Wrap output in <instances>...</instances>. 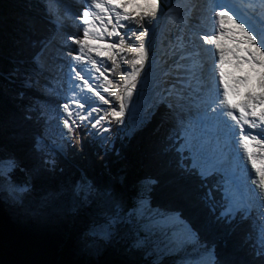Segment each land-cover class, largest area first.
I'll return each instance as SVG.
<instances>
[{
	"label": "snow or ice",
	"instance_id": "6c2138e0",
	"mask_svg": "<svg viewBox=\"0 0 264 264\" xmlns=\"http://www.w3.org/2000/svg\"><path fill=\"white\" fill-rule=\"evenodd\" d=\"M165 7L163 0H82L78 12L71 17L78 23L79 35H68L65 40L72 47L66 53L67 75L72 86L62 97L65 102L57 104L62 138L67 137L65 144H73L80 132L101 138L100 133L106 135L109 131L105 123L110 126L122 122L125 100L131 97L137 77L149 60L145 38ZM207 11L210 13L207 19L213 22L212 31L197 35L196 40L209 46L210 67L205 70L207 57L194 59L186 73L189 79L168 82L160 99L168 109L174 129L173 146L177 147L182 166L205 180L221 177L222 182L215 186L221 201L218 218L230 222L251 217L256 199L264 204V4L261 15L255 18V13L248 15L230 0H209ZM233 12L238 15L234 16ZM55 22L59 23L60 18ZM224 38L231 44H222ZM195 56L199 57V52ZM226 64L244 74L226 73ZM122 66H130L131 71L123 70ZM19 71L15 69L13 74ZM20 74L26 76L25 83L31 79L27 72ZM253 76L258 92L249 87ZM241 87L246 88L242 98L234 99L241 96ZM19 95L24 97L23 92ZM21 110L25 120L36 122H46L44 118L50 111L47 105L37 101L23 104ZM100 112L103 115H98ZM44 145L43 136L34 141L38 165L28 171L17 156L0 148V179L9 184L13 200L20 202L25 194L31 193L32 175L57 170L55 156ZM58 149L62 150V146ZM237 160L250 166L255 192L246 188L242 176L231 171L232 163ZM16 171L25 173V178L14 181ZM155 183V179L146 178L133 208L125 212L110 189L93 185L83 177L73 182L70 186L73 204L93 207L82 237L85 245L95 247L109 242L118 228L126 224L138 234L142 229L150 232L172 220L173 217L164 214H159L158 219L141 213ZM66 194L68 191L61 188L44 193L42 200L59 199ZM260 217L257 241L250 247L254 259L264 264V209H260ZM189 235L195 237L190 229ZM140 243V239L133 241L134 245Z\"/></svg>",
	"mask_w": 264,
	"mask_h": 264
},
{
	"label": "trees",
	"instance_id": "16d2710c",
	"mask_svg": "<svg viewBox=\"0 0 264 264\" xmlns=\"http://www.w3.org/2000/svg\"><path fill=\"white\" fill-rule=\"evenodd\" d=\"M45 5L44 0H0V148L17 156L26 171L38 165L34 141L40 136L45 143L54 140L47 131V116L46 122L25 120L21 110L23 104L43 97L25 87L26 76L20 72L31 74L35 55L52 36ZM15 69L20 71L13 74ZM167 113L163 102L156 104L148 119L128 125L126 134L119 130L110 145L78 133L62 153L51 151L57 170L32 175V191L20 202L0 179V264H174L188 249L159 260L146 232L137 234L126 224L109 242L96 246L98 253L79 254L93 212V207L72 202L70 186L81 177L110 189L125 212L133 208L142 182L155 179L145 206L148 215H176L195 234L196 243L211 251L209 264H260L250 247L257 241L254 216L230 222L218 218L221 201L215 186L221 177L205 180L182 166ZM24 178L25 173H14V181ZM61 188L68 194L42 200L44 193ZM135 239L141 243L134 245Z\"/></svg>",
	"mask_w": 264,
	"mask_h": 264
},
{
	"label": "rangeland",
	"instance_id": "374dc122",
	"mask_svg": "<svg viewBox=\"0 0 264 264\" xmlns=\"http://www.w3.org/2000/svg\"><path fill=\"white\" fill-rule=\"evenodd\" d=\"M44 1H46L47 3V5H45L44 7V12L46 14L49 8H50L48 11V13H50L49 15H52V13L54 14V11H57V15L61 16V12H63L64 14L65 11L68 13L67 16L68 19H70L73 23L77 24L78 26V23H76L74 19L71 18L72 14H75L72 10H68L63 7H58L59 10H56L53 0H44ZM203 11H204V13L202 12L203 16L209 14L206 8H204ZM49 19L51 18L49 17ZM53 26L55 28L53 30L55 31V33L49 38H47L43 47L48 45L53 39L57 38L58 36L63 35V37L66 38L68 35H71L69 32H67L65 28H63V26L59 30H56L55 24ZM198 32L200 31L196 30L194 32H191V34L192 36L193 35L197 36L196 33ZM201 33L206 34L205 32H201ZM74 34L79 35V30L74 31ZM207 34H209V32ZM146 47L150 50L149 60L145 62V68L141 69V74L139 77H137L136 88L133 89V93L131 97H127L125 100V115L122 119V122L120 124L114 123L110 126L107 123H105V127H108L109 131L107 132L106 135L104 133H100V137L103 139L93 137L95 140L100 141L103 145L106 144L110 145L114 141L116 137V133L119 130L122 129V132L126 134L128 133V125L136 124L139 121L148 119L149 113L152 112L154 106L162 102L160 99L163 94L162 89L166 87V84L168 82H174L177 79L188 80L186 75L187 72L185 73L184 70L185 66L178 64L179 60L176 59V63H177L176 65H180V67H176L172 65L175 64L174 62L171 63V61H169L168 63L167 60L164 61L161 58L162 56L158 57L155 52V44L150 39L146 42ZM67 48H68L67 46L60 44L55 49V52H57V54L63 51L65 53L71 52L70 49ZM41 51L37 53V55H35L33 59L36 68L31 70V74L29 73L31 76V80H28V82L25 83L26 78H23V81L25 87H33L35 92H41L43 95H45L40 99H36L37 102L47 105L48 109H50V111H48V114L46 115L48 122L47 131L53 136L54 140L45 143V146L49 151H56V152L61 151L62 153L63 150L66 148L65 141L67 140V137L62 138L61 125L59 124V118L57 117V104H63L65 102L62 97L67 94V88L65 89L63 95L62 93H57L55 90L49 92V88L44 84L43 81L44 78L42 79L41 77H38L40 73H38L37 71L38 66L36 65V61L38 62ZM163 55L166 56L167 53L166 54L163 53ZM51 57H53L54 62L57 60L60 63H64L67 67L68 61H65L66 59L58 56L57 58L54 59L53 55ZM211 62H212V57H210V63ZM164 64L165 65L167 64V66L163 67ZM169 64L170 66L168 67ZM185 65L187 66L186 63ZM122 68L125 71H131L130 66H123ZM32 79L34 80V82L32 81ZM63 80L65 81V87H66V81H67L66 74L65 76H63ZM177 86L179 87L181 85H177ZM42 87L44 89H42ZM48 92L51 93V96L47 95ZM54 95L57 96L54 97ZM98 115H103V112H100ZM168 120L171 122L169 118ZM170 124L172 125V122ZM58 146H62V150H59ZM233 163L236 164L235 167H237V164H239V168L241 167L243 168L242 163L237 161L236 162L234 161ZM248 167L250 168V166ZM233 169L234 167H232L231 165L232 172H234ZM252 175L253 173H251V176ZM250 177H249V186L251 192H255V187L251 184ZM260 209H264V204H261L260 201L256 199L255 203L252 206V212H253L252 216H254V221H255L254 223L256 224V238H257V230L259 228V222L261 219ZM141 213L144 216H149L146 211V208L141 209ZM167 216L173 217V219L166 224H161L154 227L150 232L145 231L147 236L150 238L148 240L146 239L147 243H150V241L152 240L153 243L150 245L151 248L156 251V254L158 256L157 258L160 260L164 256L169 255L171 252H180V250L184 249L185 246H189L186 251H183V254H180V256L174 260V264H209L212 258L211 251L207 249L204 245L202 244L200 245L196 243L195 238L189 235V230L187 229L186 225H184L176 215H167ZM156 217L159 219V216ZM137 219L139 220V216L137 217ZM161 230L162 233H164V235L163 234L159 235V232ZM80 247L81 249L78 251L79 254L84 251L89 252V250H91L90 252L91 254H96L99 252V249L96 246L92 247L93 249H91V247L86 246L85 243H82Z\"/></svg>",
	"mask_w": 264,
	"mask_h": 264
},
{
	"label": "bare ground",
	"instance_id": "6f19581e",
	"mask_svg": "<svg viewBox=\"0 0 264 264\" xmlns=\"http://www.w3.org/2000/svg\"><path fill=\"white\" fill-rule=\"evenodd\" d=\"M53 1H54L53 3H54L56 10H59L58 7H63L65 9L70 10L71 7H74V8L78 7L82 3V0L81 1L80 0H53ZM208 6H209V0H177L175 4L171 7L173 11L171 12L163 11L162 14L158 17V19H156L155 23L150 28V35L147 37L148 40L149 39L152 40L153 43L155 44L156 55L158 57L162 56L161 58L164 61L167 60L168 63L169 61H171V63L174 62L175 64H172L173 66H176L177 64L176 59L179 60L178 64L184 65L186 67V68L184 67L185 73L188 72L189 66L193 64L194 59H201V58L207 57V61L205 64V70H207L208 67H210L211 65L210 57H212V52L208 51L209 46L204 45L202 41H197L196 40L197 36L195 35L192 36V34H188L187 32L180 30L181 26L185 30H188V29L185 28L184 25H181L180 23H178L177 19H178V16L180 18L182 9L183 10L191 9L193 23L197 27L203 29L206 34L208 32L210 33L213 28L212 21H209L208 23V19H207L210 13L207 14L206 16L205 15L203 16V13H204L203 9L204 8L208 9ZM197 9L201 11H198ZM48 11H47V14L49 15L50 13H48ZM65 13L67 12L64 11V14L63 12H61V16H59L57 15V11H54V14L52 13V15H49V17L51 18L49 21L52 24L53 30L55 29L53 26L55 24L56 30H59L63 26V28H65L67 32H69L71 35H75L74 31L79 30V26H77V24L73 23L70 19H68L67 17L68 15L66 16ZM233 15L236 16L234 12H233ZM57 17L60 18L59 23L55 22V19ZM157 20L160 22H157ZM170 31H173V35L177 36L175 40L172 39V36L170 35ZM156 32L160 33L159 39L155 38ZM54 33L55 31H53L52 35ZM201 34L203 35V33L201 32L197 33V35H201ZM65 40L66 38L63 37V35H61L53 39L48 45L44 47L41 46L40 51L41 50L42 51L39 55L38 62L36 61V65L38 66L37 71L38 73H40L38 77H41L42 79L44 78L43 80L44 84L49 88V92L55 90L57 93H62V95L66 89L63 76H65V74L67 73V67L64 63H60L57 60L54 62L53 57L51 56L53 55L54 59L57 58V56L62 57L66 59L65 61H68V56L66 55L64 51L58 54L57 52H55V49L60 44L67 46L70 49V51H72L71 45L65 44ZM222 44H231V41L224 38L222 39ZM197 52H199V57L195 56V53ZM163 53L164 54L167 53L168 56L163 55ZM185 63L187 64V66L185 65ZM166 66L167 64L166 65L164 64L163 67H166ZM169 66L170 64L168 65V67ZM58 68L62 70L58 72L56 70ZM225 71L226 73L229 71H232L234 75L244 74L243 72L235 70L231 66H229ZM66 77H68L67 74H66ZM187 79H189L188 76H187ZM254 85H255V76H253L252 83L249 85V87H253ZM42 89L44 88L42 87ZM245 90L246 88L241 87V98ZM253 90L258 92L259 88L253 87ZM49 92L47 93V95L51 96V93ZM56 96L57 95H54V97ZM237 162H240V161L237 160ZM235 165L236 164L234 163L232 164V167H234L233 170L234 172H236L235 174L240 175L241 173H244L246 178L249 179L252 173L251 168H249L244 163H242L243 165L242 169H239V167L238 168L235 167ZM245 186L248 189L247 183H245Z\"/></svg>",
	"mask_w": 264,
	"mask_h": 264
},
{
	"label": "water",
	"instance_id": "95a60500",
	"mask_svg": "<svg viewBox=\"0 0 264 264\" xmlns=\"http://www.w3.org/2000/svg\"><path fill=\"white\" fill-rule=\"evenodd\" d=\"M177 0H163V4L167 5V7L164 8V11H168V8H171Z\"/></svg>",
	"mask_w": 264,
	"mask_h": 264
}]
</instances>
